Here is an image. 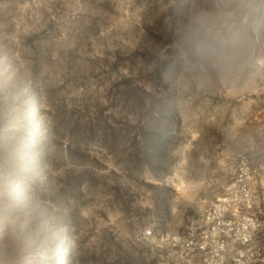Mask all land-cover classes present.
<instances>
[{
	"label": "rangeland",
	"instance_id": "obj_1",
	"mask_svg": "<svg viewBox=\"0 0 264 264\" xmlns=\"http://www.w3.org/2000/svg\"><path fill=\"white\" fill-rule=\"evenodd\" d=\"M263 60L260 0H0V264H172L145 230L264 155Z\"/></svg>",
	"mask_w": 264,
	"mask_h": 264
},
{
	"label": "built area",
	"instance_id": "obj_2",
	"mask_svg": "<svg viewBox=\"0 0 264 264\" xmlns=\"http://www.w3.org/2000/svg\"><path fill=\"white\" fill-rule=\"evenodd\" d=\"M258 113L264 127V99ZM232 170L222 196L204 205L193 231L145 230L153 246L175 253L172 264L264 263V155L258 145L235 152Z\"/></svg>",
	"mask_w": 264,
	"mask_h": 264
},
{
	"label": "clouds",
	"instance_id": "obj_3",
	"mask_svg": "<svg viewBox=\"0 0 264 264\" xmlns=\"http://www.w3.org/2000/svg\"><path fill=\"white\" fill-rule=\"evenodd\" d=\"M260 3L264 4V0H260Z\"/></svg>",
	"mask_w": 264,
	"mask_h": 264
}]
</instances>
